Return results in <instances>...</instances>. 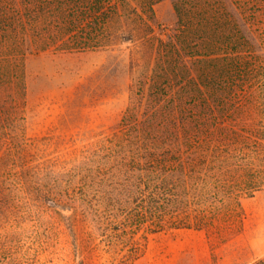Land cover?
<instances>
[{
	"label": "rangeland",
	"instance_id": "rangeland-1",
	"mask_svg": "<svg viewBox=\"0 0 264 264\" xmlns=\"http://www.w3.org/2000/svg\"><path fill=\"white\" fill-rule=\"evenodd\" d=\"M0 192L9 264L263 258L264 0H0Z\"/></svg>",
	"mask_w": 264,
	"mask_h": 264
},
{
	"label": "trees",
	"instance_id": "trees-1",
	"mask_svg": "<svg viewBox=\"0 0 264 264\" xmlns=\"http://www.w3.org/2000/svg\"><path fill=\"white\" fill-rule=\"evenodd\" d=\"M151 119H148V121H146V125H144V128L145 130L147 131V129H152L151 128V125L153 123H151L150 121ZM3 201V202H2ZM2 202V203H1ZM5 203H7V196L6 195H3L1 192H0V209H1V205H5ZM10 257V254L9 252H0V264H9V259L8 258ZM20 264H26L25 262H21ZM250 264H264V257L263 258H260Z\"/></svg>",
	"mask_w": 264,
	"mask_h": 264
}]
</instances>
